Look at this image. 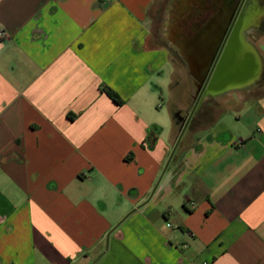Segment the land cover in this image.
<instances>
[{"label": "crops", "instance_id": "obj_1", "mask_svg": "<svg viewBox=\"0 0 264 264\" xmlns=\"http://www.w3.org/2000/svg\"><path fill=\"white\" fill-rule=\"evenodd\" d=\"M154 2L0 0V264H264V41L164 169L192 108L158 100L172 52L195 80L208 52L155 36Z\"/></svg>", "mask_w": 264, "mask_h": 264}, {"label": "flooded vegetation", "instance_id": "obj_2", "mask_svg": "<svg viewBox=\"0 0 264 264\" xmlns=\"http://www.w3.org/2000/svg\"><path fill=\"white\" fill-rule=\"evenodd\" d=\"M190 1L193 4V8L191 9L192 11L190 10L191 14H187L183 19L184 29L182 32H184L183 34L185 38L183 44H189L190 46L195 45V50L202 52L201 57H204L206 55L205 53L208 52V55L203 59L208 61L215 46V43L212 44V42H216V37L218 36V39L223 40L226 38V45L221 58L214 65L213 69H211L212 65L210 66V69H204L202 64H194L195 70L197 69L194 71V74L198 76V79L196 80L197 93L192 104L193 106L195 101H197V105L201 104L203 97L209 95L211 89L215 88V85H218V82L220 84L225 80L227 82L226 87H233L235 84H238L240 80L244 81L247 76H249L247 81L250 82V79L257 75V72L259 71L256 67L257 64H255V60H253L248 47L241 45V42H245L242 39L243 35H246L247 37V33H253L254 30L258 31L260 29V24L264 22V12L258 7L259 10H256L255 6L251 7L252 9L248 10L247 13L243 12V7L240 13L233 14L235 12L232 8L226 15H222L223 17H221V15L216 13L217 7L215 8L216 5L213 0L201 1L206 4L204 9H201L199 6L201 5V2H199L200 0ZM239 1L240 0H238L237 3H239ZM212 3H214L215 6L212 7ZM223 21L225 26L222 25ZM225 30L226 32L229 30L227 36H225ZM186 31L188 33H186ZM238 50H240V52H238L239 57L234 54ZM240 54H242V56ZM225 64L227 65V68L223 71ZM188 66L191 68L192 64H188ZM249 67L255 69L257 72L250 73V70H248ZM251 74H253V76H251Z\"/></svg>", "mask_w": 264, "mask_h": 264}, {"label": "rangeland", "instance_id": "obj_3", "mask_svg": "<svg viewBox=\"0 0 264 264\" xmlns=\"http://www.w3.org/2000/svg\"><path fill=\"white\" fill-rule=\"evenodd\" d=\"M201 1H204V0H200L199 2ZM185 2L189 4V8H186L187 4ZM237 2L238 0H225V2L224 1L223 2L221 1L220 3L216 2L215 3L216 6L214 5V3H212V7L213 6H215V8L217 7L216 13L221 15V17H223L222 15L224 12L223 11L224 8L226 9V14L232 8L234 9V12H235L233 14H238L241 12L243 7H244L243 12L247 13L248 10L252 9L251 7H255V6H256L255 7L256 10H259L258 8H260V10L264 12V0H240L239 3ZM181 3H182V7L180 8ZM200 4H201L199 5L200 8L204 9L205 8L204 6L206 5L205 2H201ZM177 6L179 10H176ZM192 6L193 4L190 0H155L151 8L153 34H155V36H160L162 40L166 41V39L168 38V36H165L167 35L166 33H168L167 25H171L172 23L176 25L177 23V25L179 24L178 26L179 29L183 30L184 29L183 19L187 14H191V11H192L191 9L193 8ZM181 10H184V12L180 14ZM263 18H264V15H263ZM223 23L222 25L225 26V23L224 24ZM259 27L260 29L258 31L254 30L253 33L252 32L247 33L248 38L246 37V35H243L242 39L246 42H254L256 45L259 46V44H261V42L264 41V22L260 24ZM186 33L188 32L186 31ZM218 37H216V42H215L217 45L219 44L221 40V39L219 40ZM172 53H173V59L175 60V65L177 66V72H175V75L173 77V81H172L173 83L171 85L170 92L169 94L167 93L168 92L167 85H165L164 87H162L161 90L158 91V96H159L158 100L160 103H162V108L166 109L168 116H170V108L174 113L177 110V107L181 105V103H184V105H188L187 107L190 108L195 100L196 93H197V88H196L197 81L195 80V78H193V76L188 71V64L183 60V57H180L177 54L176 50L173 51ZM257 59H260V57ZM225 68H227L226 64H225V67L223 68V71H225ZM167 79L168 80L170 79L169 76ZM177 81H178V84L176 85L175 83H177ZM181 90L182 92H184L182 95H180ZM211 101L212 99L210 98V96L206 95L205 97H203L202 104L204 105L202 106H205V104ZM215 112L216 111H213L214 114H216ZM213 117L214 115L210 116V118H213ZM184 118H185V112H183L182 119ZM180 128L181 126L179 127V129Z\"/></svg>", "mask_w": 264, "mask_h": 264}, {"label": "water", "instance_id": "obj_4", "mask_svg": "<svg viewBox=\"0 0 264 264\" xmlns=\"http://www.w3.org/2000/svg\"><path fill=\"white\" fill-rule=\"evenodd\" d=\"M229 30H230V29H229ZM229 30H228V31H229ZM228 31L226 32V30H225V36L228 35V34H227ZM223 34H224V32H223ZM219 40H220V39H219ZM219 40H218V41H219ZM225 40H226V38H224L223 40L221 39L220 42H219V44L214 48V50H213V54H211V57H210V59H209L208 62H207L208 64H207V66H206V69H210V66H211V65H212L211 69H213L214 65H215V64L218 62V60L221 58V55H222L223 50H224L225 45H226ZM204 69H205V68H204ZM196 106H197V101H195V103H194V105L192 106L191 110L189 111V113H188L186 119L184 120L183 125L181 126V128H180V130H179V133H178V135H177V138H176V140H175V142H174V145H173V147H172V149H171V152H170V154H169V156H168V158H167V160H166V163H165V165H164V169L166 168V166H167V164H168V162H169V160H170V158H171V156H172V154H173V152H174L176 146L178 145V142L180 141V139H181V137H182V135H183V133H184V131H185V129H186V126H187V124H188V121H189V119H190V117H191V115H192V113H193V111H194V109H195ZM154 189H155V186H154L153 190H154ZM153 190H152V191H153Z\"/></svg>", "mask_w": 264, "mask_h": 264}, {"label": "bare ground", "instance_id": "obj_5", "mask_svg": "<svg viewBox=\"0 0 264 264\" xmlns=\"http://www.w3.org/2000/svg\"><path fill=\"white\" fill-rule=\"evenodd\" d=\"M203 42V41H202ZM243 46H245V44L243 45ZM247 47V46H246ZM232 49V48H231ZM248 49H249V47H248ZM249 52H250V54H251V56L253 57V60H255V64H257V70H259V67L261 68V65H260V63H259V61H258V59H257V56H256V54L253 52V51H251L250 49H249ZM208 61H200V62H198V63H196V65L197 64H202V67H204L205 69H206V66H207V63ZM252 67V66H251ZM248 70H250V73H253V72H255L256 70L255 69H251L250 67H249V69ZM251 76H253V74H251ZM249 79V76H247L246 78H245V80H248Z\"/></svg>", "mask_w": 264, "mask_h": 264}, {"label": "trees", "instance_id": "obj_6", "mask_svg": "<svg viewBox=\"0 0 264 264\" xmlns=\"http://www.w3.org/2000/svg\"><path fill=\"white\" fill-rule=\"evenodd\" d=\"M106 92V94L111 98L113 99L115 102L117 103H121L120 99L118 98V95L113 92L112 90L110 89H105L104 90ZM172 118H173V121L176 123V120H177V112H174L172 113Z\"/></svg>", "mask_w": 264, "mask_h": 264}, {"label": "built area", "instance_id": "obj_7", "mask_svg": "<svg viewBox=\"0 0 264 264\" xmlns=\"http://www.w3.org/2000/svg\"><path fill=\"white\" fill-rule=\"evenodd\" d=\"M2 35H3V32L0 31V36H2ZM167 225H168V224H167Z\"/></svg>", "mask_w": 264, "mask_h": 264}]
</instances>
